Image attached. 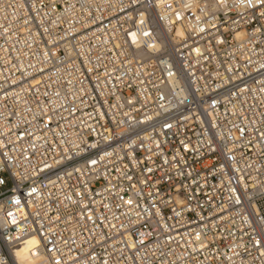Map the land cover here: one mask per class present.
<instances>
[{
  "label": "built area",
  "instance_id": "built-area-1",
  "mask_svg": "<svg viewBox=\"0 0 264 264\" xmlns=\"http://www.w3.org/2000/svg\"><path fill=\"white\" fill-rule=\"evenodd\" d=\"M264 264V0H0V264Z\"/></svg>",
  "mask_w": 264,
  "mask_h": 264
},
{
  "label": "bare ground",
  "instance_id": "bare-ground-1",
  "mask_svg": "<svg viewBox=\"0 0 264 264\" xmlns=\"http://www.w3.org/2000/svg\"><path fill=\"white\" fill-rule=\"evenodd\" d=\"M41 241L36 236L28 237L17 248L15 256L19 264H48L47 259L40 251Z\"/></svg>",
  "mask_w": 264,
  "mask_h": 264
}]
</instances>
